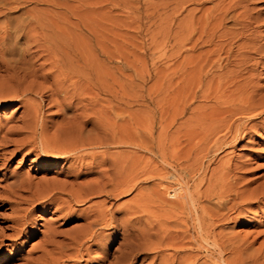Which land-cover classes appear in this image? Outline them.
<instances>
[{
    "label": "rangeland",
    "instance_id": "374dc122",
    "mask_svg": "<svg viewBox=\"0 0 264 264\" xmlns=\"http://www.w3.org/2000/svg\"><path fill=\"white\" fill-rule=\"evenodd\" d=\"M220 76L252 97L225 107L214 91ZM34 112L48 134L60 125L105 130L101 137L111 143L88 147L78 159L102 169L116 160L126 174L135 169L136 184L117 203L124 226L115 233L102 224L104 232L90 240L87 206L114 210L111 202L93 199L71 216L59 200L23 201L29 193L14 192L15 176L64 178L71 160L7 146L0 264H218L196 209L210 241L247 239L264 255V0H0V139ZM243 194L252 200L235 207ZM171 204L175 213L162 215ZM25 208L30 218L19 226ZM135 208L140 221L131 225ZM160 222L175 247L128 256L133 228ZM52 229L60 237L46 246Z\"/></svg>",
    "mask_w": 264,
    "mask_h": 264
},
{
    "label": "bare ground",
    "instance_id": "6f19581e",
    "mask_svg": "<svg viewBox=\"0 0 264 264\" xmlns=\"http://www.w3.org/2000/svg\"><path fill=\"white\" fill-rule=\"evenodd\" d=\"M16 64L18 65L19 63H15V65ZM21 64H24L23 68L26 67L25 66L26 63H21ZM225 65L226 63L223 64L220 62L218 67L220 69H223ZM28 67L31 68L30 64ZM17 68L21 69L22 67L18 65ZM72 68H73L72 65H69L67 67L68 70H71ZM237 82L238 81L236 79H231L230 81L226 80L224 76H220V78L217 79L216 81L215 89H214L216 93V98L222 101L224 103V106L227 108L231 107L234 103H236V101L242 103L248 101L252 97V96L243 97L240 96L242 94H237V92L240 91V88L238 87L236 89H233V87L236 85ZM36 117H37V112L30 113L28 119L24 122L22 126L10 127L8 128V130H6V132H4L3 137H1L0 139V146L2 147L0 151V161L7 160L8 159L6 158L7 154H11L10 152L6 151L7 146L14 147V150L12 152H19L21 149L28 147L29 149L27 150L29 151L27 152V154L35 152L36 155L43 156L46 158L48 157L50 158V160H57V161L65 160L67 162L71 160V166L67 169V175H65L64 178H58L55 176V177H41L38 180H35L30 176L17 175L15 176V179L11 184L12 188L14 189V192L29 193L27 199L24 198L21 199L23 201L30 202V204L36 203L37 205H39L41 203L48 202V200H53V201L59 200L62 204L61 209L67 210L69 215L71 216H73L76 213L74 207L86 205L87 203L91 202V200L93 199L105 197L108 199V202H111L112 207L113 208L115 207V209L114 210L109 209L105 206V204L99 202L90 203L87 207L93 209L91 210V213L85 216L86 222L84 224V227L87 229V234L90 236V240L97 239L101 236V231L103 230H100L97 227L102 224H106L107 226H112L113 231L115 233L119 232L121 227L124 226V219L119 217V214L121 213L120 211L121 208L117 206V203L119 199H121V197L127 194L135 186L136 184V179H135L136 176L134 175L135 169L132 168V165L130 167L132 169L128 168V170L130 169V171H128L127 174H129V172H131L132 170L131 173L132 175L131 176L130 174L128 175V178L130 176L131 179L129 178L130 182L128 180L129 183H127L126 180L127 178L125 177L127 176L126 174L127 170H125L126 167L124 166V164L119 163L116 160L110 162L109 169H102L100 168V165L94 162L85 163L78 159V157L86 155L88 147L96 148L98 146H102L103 144L109 143L110 139L108 140L101 137V135L105 133V130L102 129L99 130L97 128L88 129L87 127L84 126L60 125L55 129L54 133L48 134V126L44 125V123L38 126L36 124ZM111 141L112 139L110 140V143ZM113 142L116 143V140ZM124 171L126 175L124 174ZM81 175H94L95 177L79 180ZM187 191L190 195V199L193 204L192 206L196 209V204L193 200L192 194L189 190ZM171 196H175V194H172ZM239 196L241 201L235 203V207H237L239 203L252 200L249 197L247 198L244 197V194ZM262 197H264V190L261 192V198ZM175 206H176L175 204H171V208L168 209V212L167 213L165 212L162 215L175 213L176 209H178ZM31 211L32 209L29 208H25L21 210L20 212L21 214L18 217L17 225L19 226L25 225L28 219L30 218ZM138 213L139 211L136 208L132 211L131 214L134 215L135 217H132L133 222H131V225L132 224L134 225L138 221H140L138 220L140 217L136 215ZM153 213L154 212H152V214ZM196 219H197L196 221L198 224V229L204 243L211 246L212 249L219 250L218 253L221 256V260L218 261L219 262L218 264H264V255L260 252L261 250L259 251L258 248L253 249V245L251 247V244L249 243L247 244L246 241L247 239L246 240L241 238H236L235 240L229 239L227 241H224L223 243L220 242L222 245L219 246V243L212 242L208 239L207 233L205 232V228L207 226L204 228L203 222L201 220L202 218L200 217L197 209H196ZM151 220L150 222L148 221L149 223L148 222L147 223L150 224L152 222ZM165 224L166 222L165 223L160 222L152 227H150L151 225L150 226L148 225L149 227H146V229L133 228L135 231L130 236L132 240L129 241V243L127 244V249H126L127 255L136 258L138 252H140L142 249L149 250L150 251L149 254L152 253L159 254L162 250L165 251L166 250L165 248L175 247V245L174 246L171 245L172 244L171 241L172 240L175 241L174 240L175 236H173L172 233H170V231H166L167 227L165 226ZM170 224L171 223H169V225ZM87 234L81 235L79 237H70L69 239L71 240V242H75V241L80 242V240H82L83 237H85ZM59 235H60V231H58V229H52L45 236L46 239L44 241V244L46 246L54 245V243H56L55 237ZM227 252L232 254V257L227 258L226 257ZM51 253L53 252L51 251ZM215 262L210 264H216Z\"/></svg>",
    "mask_w": 264,
    "mask_h": 264
}]
</instances>
